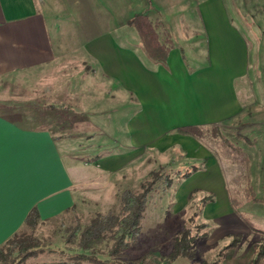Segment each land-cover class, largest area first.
Instances as JSON below:
<instances>
[{"label":"crops","instance_id":"obj_1","mask_svg":"<svg viewBox=\"0 0 264 264\" xmlns=\"http://www.w3.org/2000/svg\"><path fill=\"white\" fill-rule=\"evenodd\" d=\"M147 1L144 13L175 42L163 64L147 58L137 33L81 37L39 0H0V245L33 207L40 221L57 216L90 172L118 175L151 151L177 148L205 166L190 174L191 189L232 206L239 176L242 192L250 186L264 200V36L254 21L263 19L246 9L264 0H238L237 14L232 0ZM186 125L221 127L238 151L229 146L230 157L217 159L204 139L175 131ZM242 197L238 213L264 222V205Z\"/></svg>","mask_w":264,"mask_h":264},{"label":"rangeland","instance_id":"obj_2","mask_svg":"<svg viewBox=\"0 0 264 264\" xmlns=\"http://www.w3.org/2000/svg\"><path fill=\"white\" fill-rule=\"evenodd\" d=\"M232 1L231 10L235 14L240 13L242 8L239 7V1ZM39 2L45 6V10L56 17L55 22L59 19L64 27L71 31L80 29L81 37L108 30L115 33L128 30V33L132 32L136 38L135 30L126 22L134 14L144 13L143 10L149 8L147 0H39ZM246 9L249 16L263 19L254 21L257 22L255 25L261 27V35L264 36V7ZM124 25L126 27L123 29L114 30ZM159 31L163 35L164 28L159 26ZM84 40L81 39V46ZM194 42L199 47L203 43L202 40ZM259 47L264 48V37L262 42H259ZM262 92L264 94V87ZM212 128L217 131H212ZM203 129L202 139L209 147V155L214 154L217 159L230 157V147L224 142L229 140L223 129L218 126ZM254 135L250 134L249 137ZM237 136L238 134L236 138L234 137V143L238 141ZM211 149L217 151V156ZM106 150L105 148L97 150L96 153H105ZM78 153L81 154V151ZM201 153L206 155L205 150ZM83 155L86 159L96 156L92 152H85ZM191 162L193 161L186 155H181L180 150L176 148L167 154L151 151L146 160L144 158L135 161L132 169L118 175L90 172L86 185L78 186L80 191L81 188L85 190L79 191L76 202L71 208L52 218L39 220L33 230L25 229L41 243L40 249L28 257L26 262L70 264V256L81 252L93 254L98 260L109 258L104 243L92 245L95 250H100L102 253L91 252L89 249L81 251L77 246L67 243L71 228L77 224L89 223L97 213H106L109 210L117 212L119 210L117 193L124 188L138 189L140 182L150 178L151 170H158L159 166H164L163 171L171 177L172 184L164 191L160 182L159 187L151 193L143 215L138 243L126 251L125 258L132 260L148 253L154 258L155 264H249L258 248L264 243V231L248 228L244 223L245 217L242 218L241 215L234 213L228 199L221 196L216 198L211 192L191 189L189 177H181L182 173L194 165ZM195 166L197 169L205 168L199 163ZM242 183L244 180L235 176L233 183L230 184L232 199L240 203L244 196L243 187H240ZM203 198H209L204 205ZM196 212L197 215H194ZM248 217L253 227L264 229V222L259 221L254 215L249 214ZM184 228H188L194 238L191 253L188 257H178L174 261H168L166 256L174 237ZM86 264L92 263L86 262ZM261 264H264V259Z\"/></svg>","mask_w":264,"mask_h":264},{"label":"trees","instance_id":"obj_3","mask_svg":"<svg viewBox=\"0 0 264 264\" xmlns=\"http://www.w3.org/2000/svg\"><path fill=\"white\" fill-rule=\"evenodd\" d=\"M133 27L139 37V43L149 60L154 63L163 64L166 61L169 51L175 47V42L169 32L165 29L163 35L159 31L162 22L158 18H151L147 13L134 14L126 22ZM217 129L212 128V131ZM179 134L190 135L196 138L204 136V129L201 126L186 125L175 130ZM235 151L238 148L229 141L224 140ZM164 166H159L158 170H151L150 178L139 183V188L134 190L124 188L116 194L119 202V210H109L106 213H97L85 225H76L71 228L67 243L77 246L81 251L89 249L91 252L102 253L95 250L92 245L104 243L107 248L106 255L109 258L98 260L93 254L81 252L70 256V264H155L154 258L145 253L137 258L129 260L126 251L138 243L141 232V223L144 212L151 193L158 188L160 182L163 190L166 191L172 184L171 177L163 171ZM197 170L196 166L181 174L182 178H187ZM246 200L259 202L264 205V200L255 196L252 187L247 186L243 189ZM209 198H203V205ZM232 207L235 213L240 202L232 199ZM196 212L194 215H197ZM240 216V214L237 212ZM243 218V216H240ZM244 223L251 230H256L246 219ZM39 221L37 207H33L27 214L24 225L16 231L9 239L0 245V264H29L26 259L34 255L40 249V241L27 230H33ZM194 244V238L188 228L181 230L175 237L169 253L166 256L168 261H174L178 257H188ZM264 259V243L256 251L255 257L249 264H261ZM57 264H65L58 262Z\"/></svg>","mask_w":264,"mask_h":264},{"label":"snow or ice","instance_id":"obj_4","mask_svg":"<svg viewBox=\"0 0 264 264\" xmlns=\"http://www.w3.org/2000/svg\"><path fill=\"white\" fill-rule=\"evenodd\" d=\"M3 153H4V145L2 139H0V203H2L3 198Z\"/></svg>","mask_w":264,"mask_h":264}]
</instances>
